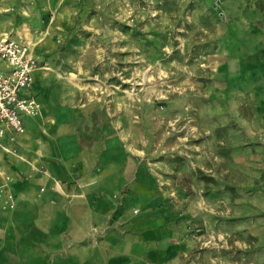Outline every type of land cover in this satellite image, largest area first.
Wrapping results in <instances>:
<instances>
[{"label":"rangeland","instance_id":"obj_1","mask_svg":"<svg viewBox=\"0 0 264 264\" xmlns=\"http://www.w3.org/2000/svg\"><path fill=\"white\" fill-rule=\"evenodd\" d=\"M29 5L53 85L76 72L77 96L128 120L183 219V263L264 264V0Z\"/></svg>","mask_w":264,"mask_h":264},{"label":"crops","instance_id":"obj_2","mask_svg":"<svg viewBox=\"0 0 264 264\" xmlns=\"http://www.w3.org/2000/svg\"><path fill=\"white\" fill-rule=\"evenodd\" d=\"M30 1L0 0V37L38 61L29 94L41 105L21 115L23 133L0 138V264H184L183 219L139 160L128 120L77 96L76 72L53 85Z\"/></svg>","mask_w":264,"mask_h":264},{"label":"built area","instance_id":"obj_3","mask_svg":"<svg viewBox=\"0 0 264 264\" xmlns=\"http://www.w3.org/2000/svg\"><path fill=\"white\" fill-rule=\"evenodd\" d=\"M0 63V138L9 133L13 141L14 134L24 131L21 115L33 116L40 108L29 94L38 61L27 45L0 37Z\"/></svg>","mask_w":264,"mask_h":264},{"label":"bare ground","instance_id":"obj_4","mask_svg":"<svg viewBox=\"0 0 264 264\" xmlns=\"http://www.w3.org/2000/svg\"><path fill=\"white\" fill-rule=\"evenodd\" d=\"M3 35H5V36H3V37H9V36H7L5 33H3Z\"/></svg>","mask_w":264,"mask_h":264}]
</instances>
